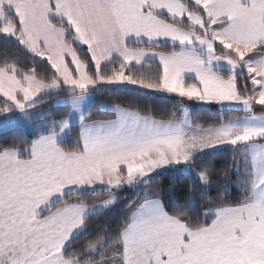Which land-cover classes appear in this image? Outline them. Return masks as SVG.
I'll use <instances>...</instances> for the list:
<instances>
[{"label": "snow or ice", "instance_id": "1", "mask_svg": "<svg viewBox=\"0 0 264 264\" xmlns=\"http://www.w3.org/2000/svg\"><path fill=\"white\" fill-rule=\"evenodd\" d=\"M0 34L46 65L5 56L0 117L61 86L83 106L100 84L180 113L110 97L112 118L80 116L72 147L56 140L70 117L0 145V264H264V0H0ZM188 102L220 110L205 124ZM168 168L165 201L153 173Z\"/></svg>", "mask_w": 264, "mask_h": 264}, {"label": "trees", "instance_id": "2", "mask_svg": "<svg viewBox=\"0 0 264 264\" xmlns=\"http://www.w3.org/2000/svg\"><path fill=\"white\" fill-rule=\"evenodd\" d=\"M5 56L8 57V62H13L14 59L19 58V60L24 65H30L32 61H35L39 68L45 67V62L40 60L39 58L31 56L13 37H7L0 34V65L4 63ZM69 92H64L61 90L59 93L51 94L47 96H43L36 100L33 106L27 111L40 109V108H51L54 100L63 95H68ZM94 103L91 109L88 111L87 115L90 119L93 118H106L110 114L102 111L99 107L100 103L109 102L110 97H117L121 99L128 100H140L142 103L150 105L153 110L157 113V115H163L165 118H178L180 117V113L175 111L177 108V98L167 96L157 92H151L144 89H139L136 87H108V86H100L96 90L92 91ZM189 107L194 114V116L200 118L199 122L207 124L211 122L219 113L217 107H208L201 108L196 107L192 102H188ZM239 113H225V115H233ZM71 133H78V127L74 126L71 129ZM71 137L60 143L61 146L72 147L74 143L73 135ZM32 135L23 133L20 128L10 129L7 131H0V145L11 144L16 142L23 146L25 143L30 142L32 140ZM227 148H221L214 151H206L203 153H199L193 157V160L197 166L208 163L215 162L217 166L224 162L225 158L229 155L227 152ZM172 169H169L164 172L157 173L153 175V182L156 184H160L164 189L163 198L165 201L168 200V192L167 189L169 187V183L171 177L174 175ZM180 183H183V180H180ZM197 185L199 182L197 181ZM211 194H215L213 190ZM236 194V191L233 188H229L228 196L233 198ZM199 207V204L197 205ZM119 210V206H118ZM91 220L93 223L96 221H102L104 216L102 214H91ZM112 214H109V219H112ZM114 222V221H113Z\"/></svg>", "mask_w": 264, "mask_h": 264}, {"label": "crops", "instance_id": "3", "mask_svg": "<svg viewBox=\"0 0 264 264\" xmlns=\"http://www.w3.org/2000/svg\"><path fill=\"white\" fill-rule=\"evenodd\" d=\"M100 86H108V85L100 84V85H97L96 87L92 88L90 90L92 99L87 104H84L83 106H78V107L73 108V106L69 103L71 97H70V94H68V95H63V96L57 97L54 100V102L52 103L51 108H40V109H35V110H30V111L25 110L24 112L14 110L13 115L11 117H14V116L18 117V115H32V114L36 115L39 113H45L43 118L46 119V121H44V122L48 123L49 121H54V125L50 124V126L48 125V127H44V129L40 133H38V131H34V125H33V127H32L33 130L30 131L29 133H26V134L32 135L33 136L32 139L37 135H40L42 133H47L50 129L58 127L59 121H64L65 124L67 125L68 118L70 117V127H65L63 130L60 131V133L56 137L57 143L60 144L64 141L68 140L71 137L72 127L77 126L78 131H79V117L82 115H87L88 111L91 109V107L94 103L92 91L96 90ZM108 87H110V86H108ZM61 90H63L64 92H69V90L67 88H65L64 86H61L60 88H58L56 90L45 91V92H42L40 95H38L35 98V101L33 102V104L39 98H41L43 96L59 93ZM164 95H166V94H164ZM192 103L195 105L194 102H192ZM100 105H101V103L99 104V107H100ZM208 107H210V106L204 105V104L201 105V108H208ZM100 109L102 111H104L101 107H100ZM233 115H238V114H233ZM110 118H112L111 115H109L106 118H93V119L103 120V119H110ZM37 125L38 124H35V126H37ZM20 129L23 130L22 128H20ZM8 130H10V129H8ZM223 148H226V147H223ZM217 149H221V148H217ZM217 149H210V150H206V151H214ZM197 154H199V153H197ZM181 166H186V165H177L176 167L180 168ZM169 169H171V168L159 169L156 172H154L153 175L160 173V172L167 171ZM237 196H238V193L236 192L234 197H237ZM94 213H96V212H93L91 214H94Z\"/></svg>", "mask_w": 264, "mask_h": 264}, {"label": "rangeland", "instance_id": "4", "mask_svg": "<svg viewBox=\"0 0 264 264\" xmlns=\"http://www.w3.org/2000/svg\"><path fill=\"white\" fill-rule=\"evenodd\" d=\"M1 35H3V34H1ZM7 37H10V36H7ZM110 87H134V86L114 85V86H110ZM194 103H195L196 107H201V105H203V104H199L196 102H194ZM210 107H214V106H210ZM13 112H14V110L11 112L10 116L6 119L4 117H0V131H7L8 129H15L18 127V128L23 129L22 130L23 133H29L30 131L33 130L32 127L34 125V131H38V133H40L44 129V127H48V125L50 126V124L54 125V121H49L48 123L44 122V121H46V119L43 118L45 113H39L36 115H34V114H32V115H18V117H16V116L11 117L13 115ZM35 124H38V125L35 126ZM180 168L185 169V168H188V166L187 165L181 166Z\"/></svg>", "mask_w": 264, "mask_h": 264}, {"label": "water", "instance_id": "5", "mask_svg": "<svg viewBox=\"0 0 264 264\" xmlns=\"http://www.w3.org/2000/svg\"><path fill=\"white\" fill-rule=\"evenodd\" d=\"M217 110H220V109H219V106H217Z\"/></svg>", "mask_w": 264, "mask_h": 264}]
</instances>
